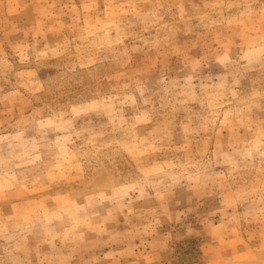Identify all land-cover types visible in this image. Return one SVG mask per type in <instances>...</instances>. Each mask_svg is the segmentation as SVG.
I'll return each instance as SVG.
<instances>
[{
    "label": "rangeland",
    "instance_id": "374dc122",
    "mask_svg": "<svg viewBox=\"0 0 264 264\" xmlns=\"http://www.w3.org/2000/svg\"><path fill=\"white\" fill-rule=\"evenodd\" d=\"M0 264H264V0H0Z\"/></svg>",
    "mask_w": 264,
    "mask_h": 264
}]
</instances>
